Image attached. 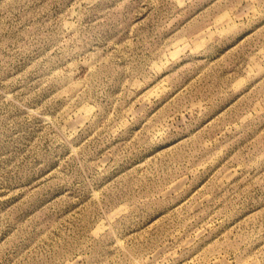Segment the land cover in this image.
<instances>
[{
    "label": "rangeland",
    "instance_id": "obj_1",
    "mask_svg": "<svg viewBox=\"0 0 264 264\" xmlns=\"http://www.w3.org/2000/svg\"><path fill=\"white\" fill-rule=\"evenodd\" d=\"M0 264H264V0H0Z\"/></svg>",
    "mask_w": 264,
    "mask_h": 264
}]
</instances>
